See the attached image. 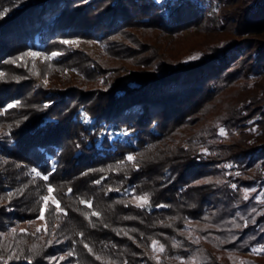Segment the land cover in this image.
<instances>
[{
    "label": "trees",
    "instance_id": "16d2710c",
    "mask_svg": "<svg viewBox=\"0 0 264 264\" xmlns=\"http://www.w3.org/2000/svg\"><path fill=\"white\" fill-rule=\"evenodd\" d=\"M0 13V264H264V0Z\"/></svg>",
    "mask_w": 264,
    "mask_h": 264
},
{
    "label": "rangeland",
    "instance_id": "374dc122",
    "mask_svg": "<svg viewBox=\"0 0 264 264\" xmlns=\"http://www.w3.org/2000/svg\"><path fill=\"white\" fill-rule=\"evenodd\" d=\"M185 35L187 36V40L188 41H192V40H198V39H200V35H199V33H189V32H186L185 33ZM80 47L82 48V49H86L87 48V45L83 42V41H81L80 43ZM2 112V109H0V113ZM32 169H35V168H32ZM32 169H30V172H29V174L31 175V176H33V175H35L36 174V172H33V171H31ZM37 171V170H36ZM38 172V171H37ZM33 174V175H32ZM258 192H259V194L260 195H264V185H262L261 186V188L258 190ZM137 197H140V196H132V197H130V201L132 202V203H134V204H141V203H143L144 202V200H138L137 199ZM28 227L30 230H34V228L36 227V222H31V223H29V224H22L21 225V227ZM161 249H162V247L159 245V244H157L156 242H153L152 244H151V252L153 253V255H157L159 252H161ZM245 256H249V257H254V256H257V255H259L257 252H246V253H243Z\"/></svg>",
    "mask_w": 264,
    "mask_h": 264
},
{
    "label": "snow or ice",
    "instance_id": "6c2138e0",
    "mask_svg": "<svg viewBox=\"0 0 264 264\" xmlns=\"http://www.w3.org/2000/svg\"><path fill=\"white\" fill-rule=\"evenodd\" d=\"M4 15V13H0V18H2ZM65 44H69V43H75L74 41H64ZM25 55H32V56H36L37 54L36 53H25ZM53 56H56V55H59V53H53L52 54ZM19 59V57L17 58ZM14 62V61H13ZM15 105L13 104H9L7 107L8 108H12L14 107ZM253 131H255V129H253ZM225 134L224 133V130L221 129V135ZM128 160H133L134 158L132 156H129L127 157ZM33 172H36V175L37 176H40L41 174L39 172L36 171V169H33ZM43 179L45 180H48V176L47 175H44ZM51 186L49 185V191H51ZM45 200H47V197L44 198ZM138 200H146L145 197H137ZM57 207H59V205L57 204ZM93 215H95V213H93ZM85 247H87V245H85ZM254 252H257V253H260V252H264V248H259V249H253Z\"/></svg>",
    "mask_w": 264,
    "mask_h": 264
},
{
    "label": "built area",
    "instance_id": "2783aa9c",
    "mask_svg": "<svg viewBox=\"0 0 264 264\" xmlns=\"http://www.w3.org/2000/svg\"><path fill=\"white\" fill-rule=\"evenodd\" d=\"M31 171H33V169H32ZM32 175H33V174H32ZM33 176H37V175L35 174V175H33Z\"/></svg>",
    "mask_w": 264,
    "mask_h": 264
}]
</instances>
